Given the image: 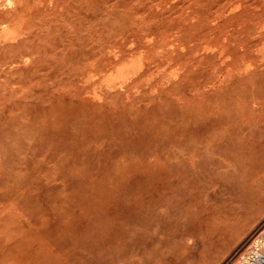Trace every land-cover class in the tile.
I'll return each instance as SVG.
<instances>
[{
	"label": "rangeland",
	"instance_id": "obj_1",
	"mask_svg": "<svg viewBox=\"0 0 264 264\" xmlns=\"http://www.w3.org/2000/svg\"><path fill=\"white\" fill-rule=\"evenodd\" d=\"M0 264H264V0H0Z\"/></svg>",
	"mask_w": 264,
	"mask_h": 264
}]
</instances>
